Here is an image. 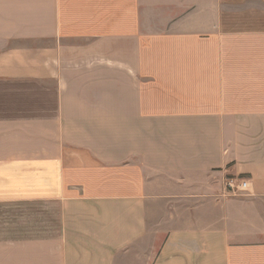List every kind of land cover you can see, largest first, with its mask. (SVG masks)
Segmentation results:
<instances>
[{
	"label": "crops",
	"instance_id": "obj_1",
	"mask_svg": "<svg viewBox=\"0 0 264 264\" xmlns=\"http://www.w3.org/2000/svg\"><path fill=\"white\" fill-rule=\"evenodd\" d=\"M0 264H264V0H0Z\"/></svg>",
	"mask_w": 264,
	"mask_h": 264
},
{
	"label": "built area",
	"instance_id": "obj_2",
	"mask_svg": "<svg viewBox=\"0 0 264 264\" xmlns=\"http://www.w3.org/2000/svg\"><path fill=\"white\" fill-rule=\"evenodd\" d=\"M247 182L239 178H229L225 181L226 188L231 194L237 195L247 190Z\"/></svg>",
	"mask_w": 264,
	"mask_h": 264
}]
</instances>
